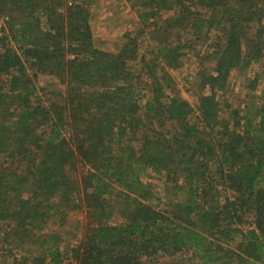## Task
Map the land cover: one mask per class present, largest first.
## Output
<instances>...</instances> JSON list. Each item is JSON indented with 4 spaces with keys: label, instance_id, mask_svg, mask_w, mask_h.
<instances>
[{
    "label": "trees",
    "instance_id": "trees-1",
    "mask_svg": "<svg viewBox=\"0 0 264 264\" xmlns=\"http://www.w3.org/2000/svg\"><path fill=\"white\" fill-rule=\"evenodd\" d=\"M129 1L140 26L108 52L93 45L78 0L61 9L0 0V254L15 264H148L187 251L197 264H264V105L241 115L218 99L233 70L264 54V0ZM147 28L150 61L138 53ZM204 29L219 35L190 103L167 92L164 66L178 67ZM137 59L150 78L143 105L131 83ZM39 74L62 86L49 101ZM148 169L165 175L163 208L149 202Z\"/></svg>",
    "mask_w": 264,
    "mask_h": 264
},
{
    "label": "rangeland",
    "instance_id": "rangeland-1",
    "mask_svg": "<svg viewBox=\"0 0 264 264\" xmlns=\"http://www.w3.org/2000/svg\"><path fill=\"white\" fill-rule=\"evenodd\" d=\"M61 0V4L58 5V8H62L65 4ZM66 1V0H65ZM79 2L84 3L92 9L94 15L101 17V24L107 25L105 27L104 37L99 35L100 31L98 27H95V21L92 19V28L94 32L93 44L95 47L98 46H114L122 44L125 41V33L133 34L138 27L140 26L137 22V12L140 9V6L135 4L131 5L129 0H126L124 3L119 2V0H78ZM70 0H67L69 3ZM174 11L162 13L160 20H158L157 25H161L162 19L167 16L173 15ZM205 12L203 15H206ZM104 15V16H103ZM107 15V16H105ZM95 17V16H94ZM109 17V18H108ZM130 18V19H129ZM134 19V21L132 20ZM152 26H150L151 28ZM147 28L145 32L138 37L139 49L138 53L143 54L145 60L150 61L153 58V53H150L151 50L155 47L154 41L149 40L150 33ZM216 31H210L206 33V29L201 32L199 40L190 47H185L181 51L184 55L181 56L180 65L176 68L169 66H164V72L173 79L174 82V91H167L170 95L177 94L178 96L187 99L190 103H195L196 96L193 85V76L199 65L208 66L212 65V47L211 43L216 41V37L219 34H216ZM182 40L189 39V31H184L181 34ZM103 38V39H102ZM106 38L107 40H104ZM192 41V40H191ZM130 68L132 69L133 80L131 83L134 85V92L140 97V104L143 105L147 97L149 96L148 92V83L147 79H150L149 76L145 73L146 68L142 66V63L137 59L135 61L129 62ZM157 69V68H156ZM260 75L257 86L254 90H250L248 86V80ZM48 79L50 78L46 75H38L36 79L37 85L44 87L45 90L39 91V96L45 101H49L50 98L53 99V91L55 89H61L62 86L58 83H52ZM147 81V82H146ZM138 85H137V84ZM218 99L223 103H228L230 109H237L240 111L241 115H244L246 106L250 102H254L256 105H264V54L261 59L257 62L251 64L248 69L244 71L233 70L228 78V83L225 91L218 93ZM140 115H143V109L140 110ZM142 180L147 183L152 191L153 197L150 199V203L158 205L160 208H163L164 202L169 200L171 196L167 192V183L165 182V175L163 173L156 174L146 170L142 174ZM221 197L225 194L224 191L220 190ZM71 220L80 219L83 220V213H71ZM251 217L248 218L250 221ZM248 225H244L246 228ZM238 236L235 239V242L238 240ZM148 264H197V259L192 257V254L187 251H181L175 253L174 255L166 254H157L153 256L147 262ZM0 264H15L12 258L3 257L0 254Z\"/></svg>",
    "mask_w": 264,
    "mask_h": 264
},
{
    "label": "crops",
    "instance_id": "crops-1",
    "mask_svg": "<svg viewBox=\"0 0 264 264\" xmlns=\"http://www.w3.org/2000/svg\"><path fill=\"white\" fill-rule=\"evenodd\" d=\"M122 1H123V3L126 1V0H119V2L120 3H122ZM87 8H88V11H89V14H90V19H89V23H90V29H91V33H92V40H93V36H94V32H93V28H92V19L93 20H95V21H98V23H95V27H98V29L100 30V31H98V32H100L99 33V35L101 36V37H104L105 36V33H103V31H105V27L107 26V25H104V24H101V19H99V18H101V17H98V15H94V13L92 12V9H89V7L87 6V5H85ZM95 16V17H94ZM104 16V15H103ZM105 16H107V15H105ZM109 18V17H108ZM130 19V18H129ZM133 21H134V19H132ZM103 39V38H102ZM104 40H107L106 38H104ZM94 45V44H93ZM121 45L122 44H118L116 47H112V46H110V47H108V46H98V49H100V50H104V51H108V52H117L120 48H121ZM97 48V47H96Z\"/></svg>",
    "mask_w": 264,
    "mask_h": 264
},
{
    "label": "built area",
    "instance_id": "built-area-1",
    "mask_svg": "<svg viewBox=\"0 0 264 264\" xmlns=\"http://www.w3.org/2000/svg\"><path fill=\"white\" fill-rule=\"evenodd\" d=\"M7 20V17L5 15H0V33L2 31V28L5 25V21Z\"/></svg>",
    "mask_w": 264,
    "mask_h": 264
}]
</instances>
